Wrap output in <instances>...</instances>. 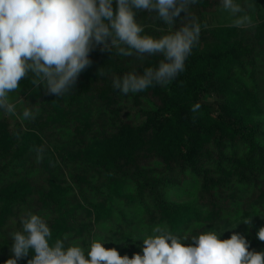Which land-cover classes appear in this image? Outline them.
<instances>
[{"label":"trees","instance_id":"obj_1","mask_svg":"<svg viewBox=\"0 0 264 264\" xmlns=\"http://www.w3.org/2000/svg\"><path fill=\"white\" fill-rule=\"evenodd\" d=\"M249 1L264 12V0ZM215 6L213 0H198L190 12L203 24L204 15ZM185 16L181 12L176 18L175 29ZM136 19L143 34L159 37L167 29L155 12L138 11ZM102 47H93L91 64L61 97L43 85H32L31 73L20 81L26 91H41L24 102L39 113L13 131L7 125L0 130V229L16 215L12 207L27 206L31 198L63 210L65 194L72 192L67 176L77 186L86 214L98 223L111 217L107 205L118 199L140 213L150 229L166 227L188 237L185 243L237 215L240 206L264 204V124L255 122L238 100L247 98L252 113L264 117V19L251 36L236 29L202 28L185 70L167 86L136 94L115 90L113 77L142 74L147 67H158L162 56L125 57ZM99 69L104 75H98ZM210 93L232 100L215 107L205 101ZM197 103L200 108L193 113L190 109ZM63 139L64 149L78 160L67 173L54 167L59 161L48 145H60ZM34 145L44 149L39 163L31 150ZM68 159H63L66 164L71 163ZM177 192L194 196L196 202L169 201ZM243 193L249 197L242 198ZM72 219L70 213L61 215V237L67 228L73 229ZM121 220L129 229V220ZM245 238L250 250L264 251V241L254 231ZM133 254L128 248L125 255ZM5 261L0 258V264Z\"/></svg>","mask_w":264,"mask_h":264},{"label":"clouds","instance_id":"obj_2","mask_svg":"<svg viewBox=\"0 0 264 264\" xmlns=\"http://www.w3.org/2000/svg\"><path fill=\"white\" fill-rule=\"evenodd\" d=\"M115 3V8L113 7ZM198 0H0V110L7 116L17 114V104L10 93L20 88V81L32 75L31 84L43 85L47 92L61 97L70 92L78 76L91 64L89 53L96 45L102 51L116 50L118 55L142 58L162 56L158 67H147L142 74L134 71L114 76L112 87L127 95L143 92L156 85H169L185 70V61L199 43L201 24L190 12ZM220 8L229 14V27H254L246 9L237 0H220ZM138 11L155 12L167 25L159 37L143 34L137 22ZM181 12V26L175 20ZM98 75H104L101 69ZM24 107L22 121L34 120L39 109ZM200 104L190 110L195 113ZM36 160L43 157V147L33 146ZM243 223L249 224V220ZM21 228L11 233V256L5 264L34 253L27 264H264V251L250 250L247 239L238 233L221 240L214 231L188 237L173 234L166 227L155 226L144 237L142 253L121 256L116 248H105L93 239L85 250L76 244L65 245L63 239L51 242L52 232L39 214L20 218ZM264 241V227L257 232Z\"/></svg>","mask_w":264,"mask_h":264},{"label":"rangeland","instance_id":"obj_3","mask_svg":"<svg viewBox=\"0 0 264 264\" xmlns=\"http://www.w3.org/2000/svg\"><path fill=\"white\" fill-rule=\"evenodd\" d=\"M213 1L215 2L216 6L212 10L207 12L203 17V22H206L209 25L207 29H236L239 32L246 34V36H251L254 27H256L264 19V12L254 2L249 0H237V2L243 6H246L247 4L252 5L251 9L246 10L252 17L254 27L248 29L229 27L228 25L231 22L229 14L220 8V0ZM257 65L258 67L262 65L260 60H258ZM21 85L22 84L20 83L19 90L10 93V97L13 102L20 100V98L22 97L23 102L17 104V114L15 116H7L4 114L3 110H0V130L1 128H5L6 125L11 131L15 130V128H17L19 124L24 125L23 121L20 119L22 109L25 107L24 102L30 100L29 98L32 96L33 92H41L40 90H38L39 88L32 91H26L24 86ZM225 99L226 98L222 95L210 93L209 96L205 98V101L217 107L223 105ZM246 99L238 98V100L242 103L241 105L245 106L248 115L251 116L255 122L264 124V117L255 116V114L251 111L250 101ZM226 100L230 101L232 99L227 97ZM75 114L76 113H74V115ZM74 132L77 133L76 130H74ZM74 132H72V136L74 135ZM62 141L60 142V145H50L49 143L48 145L51 146L49 148L51 150V155L59 161V164L54 165V167L62 168L67 173L70 165H78V160L72 159L74 156H69L70 154L67 151L69 150V148H67L66 150L64 149V143L66 142V140L63 139ZM66 157L69 158L68 160H71L70 164H66V162L63 160ZM51 160H53V158H51ZM34 173L37 172L34 171ZM66 180L67 185L72 189V192H68L65 194L66 202L63 210L54 205H44L40 201H35V199L32 198L29 199V204L27 206L14 205L12 207V213L16 215H13L14 217L9 218L7 224L0 229V258L7 260L12 255L10 252V247L13 242L11 239V233L21 228L20 218L29 212L39 214L43 219L46 220L52 232L51 242L52 239H54V241L56 239H63L66 246L69 244L79 245L85 250L86 254L92 240L96 239L102 243H105V248H116L121 256H124L126 254L128 248H132L135 253L143 255L142 239L148 235H152L153 228L150 229L146 225L145 220L144 218H142L140 213L131 210L127 205L123 203V201L114 199L111 202L112 204L107 205L110 206L111 217L103 223H98L95 217H89L86 214L85 209L82 207L85 206V204L77 186L74 184V182L71 181L68 176ZM96 182L97 181H94L95 186H97ZM104 190L105 194L107 195L106 189ZM93 196L94 194H90L91 198ZM240 196L242 198H247L249 197V194L243 193L240 194ZM168 199L169 201L178 204H194L196 202L194 196H187L183 192L172 193L171 195H169ZM64 212L73 215L71 224L74 227L73 229L67 228L65 231H63V235L61 237L60 229L62 228V225L59 223V221L61 219V215ZM238 212V216L234 214L231 215L230 219L219 222V224L213 230L211 229L209 231H214L217 234H221L220 239L224 240L230 238L233 232L246 237L248 235V232L252 230L257 235L259 229L261 227H264L263 203H259L247 208H243L240 206L238 207ZM62 217L63 220L66 221L65 216ZM121 217L129 220L128 222L131 223L129 229L125 228L124 225L126 224V222H123L121 220ZM249 219V224L243 223L245 220ZM137 222H139L142 227L136 226L135 224H137ZM115 226L121 227L123 232L118 231ZM33 255L34 253H32L27 258L23 257L22 259L18 260L17 263H19L20 261H24L25 259V264H27V261L31 259Z\"/></svg>","mask_w":264,"mask_h":264}]
</instances>
